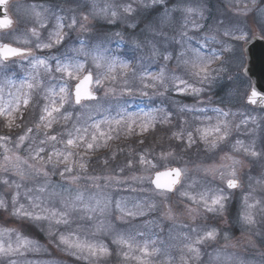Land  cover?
<instances>
[{"label": "clouds", "instance_id": "1", "mask_svg": "<svg viewBox=\"0 0 264 264\" xmlns=\"http://www.w3.org/2000/svg\"><path fill=\"white\" fill-rule=\"evenodd\" d=\"M264 0H0V264H264Z\"/></svg>", "mask_w": 264, "mask_h": 264}, {"label": "water", "instance_id": "2", "mask_svg": "<svg viewBox=\"0 0 264 264\" xmlns=\"http://www.w3.org/2000/svg\"><path fill=\"white\" fill-rule=\"evenodd\" d=\"M253 58H254V63H255V66H256V70H257V72L254 73V74L258 75L260 67H261V64L264 63V52H262L260 50V48L254 49ZM262 90H264V88H262Z\"/></svg>", "mask_w": 264, "mask_h": 264}]
</instances>
